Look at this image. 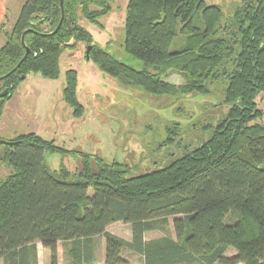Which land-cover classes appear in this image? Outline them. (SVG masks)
<instances>
[{"label": "trees", "instance_id": "trees-1", "mask_svg": "<svg viewBox=\"0 0 264 264\" xmlns=\"http://www.w3.org/2000/svg\"><path fill=\"white\" fill-rule=\"evenodd\" d=\"M113 1L64 0L62 25L51 34L62 18L61 0H25L0 47V93L8 90L0 97V121L28 74L58 79L63 53L78 44L91 46L89 61L99 70L151 95L208 94L226 83L229 111L207 125L212 134L202 144L139 175L34 132L0 144V164L11 168L0 179V259L39 264L40 242L50 264H59L62 241L71 264H94V237L104 235L105 264H124L123 248L141 255L142 264H264V123L257 122L264 112L256 102L264 92V0H241L227 19L206 0H129L124 47L142 70L94 43L80 22L99 24ZM78 84L77 70H67L63 98L81 118ZM177 125L167 128L162 145L176 143ZM47 152L79 154L81 167L51 169ZM229 213L232 223L225 221ZM171 216L174 237L145 238L148 231L166 232ZM117 222L132 225L131 240L108 232ZM230 248L236 253L227 255Z\"/></svg>", "mask_w": 264, "mask_h": 264}, {"label": "rangeland", "instance_id": "rangeland-1", "mask_svg": "<svg viewBox=\"0 0 264 264\" xmlns=\"http://www.w3.org/2000/svg\"><path fill=\"white\" fill-rule=\"evenodd\" d=\"M5 16L0 23V47L5 43V34L10 32L25 0H4ZM129 0H115L109 15L99 18V24L81 19V24L93 35L94 43L118 60L142 70V61L132 57L124 47L126 8ZM208 5H218L227 19L232 16L241 0H206ZM175 48V46H173ZM86 45L66 49L61 57V73L58 79H48L30 73L6 102L0 121V139L10 140L22 134L34 132L44 139L67 149L99 156L105 162L114 161L130 168V175L166 166L181 156L187 148H194L206 141L215 126L226 117L230 106L224 102L226 83L215 86L208 94L193 93L175 97L156 96L141 88L123 85L119 80L102 72L86 60ZM75 69L79 84L77 96L85 112L81 118L72 114V108L64 101L65 73ZM169 79L182 83V77L172 75ZM258 109L264 112V92L256 99ZM264 123V116L257 120ZM178 123L176 143L162 145L168 136L167 128ZM189 146V147H185ZM47 165L59 169L65 165L72 173L81 167V156L76 153L45 154ZM11 168L0 164V179ZM92 192V191H91ZM171 216L167 231L152 230L145 233L147 240L170 234L175 236ZM236 220L229 213L225 221ZM110 231L126 240L132 239V225L117 222ZM96 244L95 263L105 264L106 238L94 237ZM236 251L228 249L227 255ZM124 264H142L143 257L129 248H123ZM71 264L64 243L58 249V263Z\"/></svg>", "mask_w": 264, "mask_h": 264}, {"label": "crops", "instance_id": "crops-1", "mask_svg": "<svg viewBox=\"0 0 264 264\" xmlns=\"http://www.w3.org/2000/svg\"><path fill=\"white\" fill-rule=\"evenodd\" d=\"M6 2L4 0H0V23L2 21V19L5 16V11L7 9L6 7ZM108 232L112 233L110 231V227L107 228ZM60 243L63 244L62 241H59L58 243V249L60 246ZM37 252H38V263L39 264H50L51 263V253L50 250L45 248L40 242H37ZM0 264H4L3 259H0ZM59 264H61V262L59 261Z\"/></svg>", "mask_w": 264, "mask_h": 264}, {"label": "water", "instance_id": "water-1", "mask_svg": "<svg viewBox=\"0 0 264 264\" xmlns=\"http://www.w3.org/2000/svg\"><path fill=\"white\" fill-rule=\"evenodd\" d=\"M63 1L64 0H61V7H62V18H61V21H60L58 27L51 34H55L58 31V29L60 28V26L62 25V22H63V19H64ZM22 43H23V45H25V34L22 37ZM71 44H73V42ZM90 50H91V46H89L87 48V50H86V60L87 61L89 60V52H90ZM29 51H30L29 48H27L26 55L24 56L23 60H25L27 58V55H28ZM21 62L13 69V71H15L19 67V65L21 64ZM7 92H8V90L5 89L3 92L0 93V97L5 96L7 94ZM6 143H9V141L8 140H2V139H0V144H6Z\"/></svg>", "mask_w": 264, "mask_h": 264}]
</instances>
